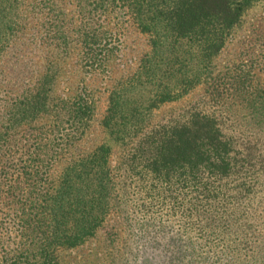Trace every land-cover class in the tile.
Segmentation results:
<instances>
[{
	"label": "trees",
	"instance_id": "trees-1",
	"mask_svg": "<svg viewBox=\"0 0 264 264\" xmlns=\"http://www.w3.org/2000/svg\"><path fill=\"white\" fill-rule=\"evenodd\" d=\"M75 1L76 20L59 0H0V62L18 41L40 59L15 91L0 77V264H62L60 249L93 236L113 206L169 264L250 257L263 224L264 87L248 82L252 70L213 75L250 0ZM128 23L148 49L107 89L105 136L87 149L94 102L79 80L60 83L74 65L109 75ZM202 82L198 106L149 124Z\"/></svg>",
	"mask_w": 264,
	"mask_h": 264
},
{
	"label": "rangeland",
	"instance_id": "rangeland-1",
	"mask_svg": "<svg viewBox=\"0 0 264 264\" xmlns=\"http://www.w3.org/2000/svg\"><path fill=\"white\" fill-rule=\"evenodd\" d=\"M28 1V0H27ZM65 13V19H79L75 0H59ZM233 34L214 60L213 75L219 77L227 69L237 67L242 70H252L253 76H248L252 86L264 87V0H250L245 6ZM124 42L122 53L117 64H113L109 75L102 73L80 72L78 66H73L71 73H65L60 87L73 86L79 80L87 87L88 97L94 102L95 111L91 120L84 147H93L104 138L105 133L99 124L107 105V89L114 80L123 74L134 70L140 55L148 49V38L132 24L123 28ZM23 43L25 41L23 40ZM22 42L18 41L3 56L2 88L15 91L23 86L25 81L31 80L39 68L40 59L36 50L29 51ZM73 56V55H72ZM74 57V56H73ZM74 60V58H73ZM72 62V58L69 59ZM228 72L232 73V70ZM219 79V78H217ZM205 82L183 92L176 99L165 101L153 108L149 124L155 125L177 118L187 108L198 106L207 98ZM261 134V133H260ZM259 150L264 156V135ZM262 156V157H263ZM118 152L111 156V165L117 163ZM58 168L55 169L57 172ZM261 214L263 224L258 239L252 243L250 257L237 261V264H264V181L261 184ZM124 208L113 206L95 234L75 247L60 249L62 264H169L166 254L148 243H143L133 231ZM137 262V263H136ZM221 264V263H219Z\"/></svg>",
	"mask_w": 264,
	"mask_h": 264
}]
</instances>
